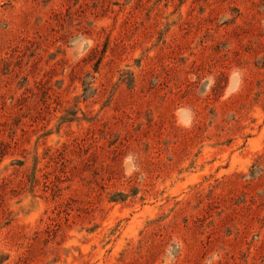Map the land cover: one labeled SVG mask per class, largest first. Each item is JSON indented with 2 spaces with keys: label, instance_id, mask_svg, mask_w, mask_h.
I'll return each mask as SVG.
<instances>
[{
  "label": "rangeland",
  "instance_id": "obj_1",
  "mask_svg": "<svg viewBox=\"0 0 264 264\" xmlns=\"http://www.w3.org/2000/svg\"><path fill=\"white\" fill-rule=\"evenodd\" d=\"M0 264H264V0H0Z\"/></svg>",
  "mask_w": 264,
  "mask_h": 264
}]
</instances>
